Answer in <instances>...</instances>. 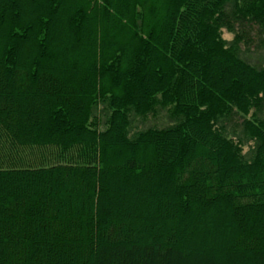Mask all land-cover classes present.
<instances>
[{"label":"trees","instance_id":"obj_1","mask_svg":"<svg viewBox=\"0 0 264 264\" xmlns=\"http://www.w3.org/2000/svg\"><path fill=\"white\" fill-rule=\"evenodd\" d=\"M248 32L264 0H0V264H264Z\"/></svg>","mask_w":264,"mask_h":264},{"label":"rangeland","instance_id":"obj_2","mask_svg":"<svg viewBox=\"0 0 264 264\" xmlns=\"http://www.w3.org/2000/svg\"><path fill=\"white\" fill-rule=\"evenodd\" d=\"M230 9L231 7L228 6ZM222 37L225 40L231 41L234 39V32L230 31L227 28L222 30ZM262 35L259 33H247V39L242 46V56L244 59L249 61L254 65H261L264 62V41L262 39ZM170 106L163 107L162 105H158V107L153 108V111L149 112L146 116L132 115V123H131V134L136 132L137 130L146 129L149 127H159L163 128L170 123H172L173 115ZM102 108H99V112L104 116V112L102 113ZM249 147H245V151H248Z\"/></svg>","mask_w":264,"mask_h":264}]
</instances>
